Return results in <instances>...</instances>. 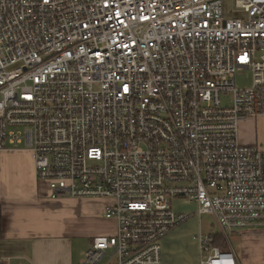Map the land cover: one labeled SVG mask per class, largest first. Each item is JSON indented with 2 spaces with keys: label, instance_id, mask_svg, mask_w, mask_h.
<instances>
[{
  "label": "built area",
  "instance_id": "built-area-1",
  "mask_svg": "<svg viewBox=\"0 0 264 264\" xmlns=\"http://www.w3.org/2000/svg\"><path fill=\"white\" fill-rule=\"evenodd\" d=\"M259 116L264 0H0V151H32L48 200L103 205L114 231L83 264H163L203 214L199 264H241L230 235L264 230V147L240 138Z\"/></svg>",
  "mask_w": 264,
  "mask_h": 264
},
{
  "label": "crops",
  "instance_id": "crops-1",
  "mask_svg": "<svg viewBox=\"0 0 264 264\" xmlns=\"http://www.w3.org/2000/svg\"><path fill=\"white\" fill-rule=\"evenodd\" d=\"M240 138L243 143L264 147V116L243 120ZM44 190L45 186L37 178L32 151H0V258L3 264H83L87 250L83 240L92 242V234L108 232L104 228L92 229L88 219L82 221H87L89 227L80 230L77 218L74 223L56 232L42 218L45 215L42 206L56 202L45 198ZM62 200L69 201L70 205L93 217H103L107 225L109 221L115 223L106 220L103 205L99 202L73 198ZM185 203L181 201L180 207ZM192 225L190 222L189 226L175 229L165 237L163 264H199L197 232H186ZM199 228L203 229L201 220ZM229 239L241 264H264V230L233 233Z\"/></svg>",
  "mask_w": 264,
  "mask_h": 264
},
{
  "label": "rangeland",
  "instance_id": "rangeland-1",
  "mask_svg": "<svg viewBox=\"0 0 264 264\" xmlns=\"http://www.w3.org/2000/svg\"><path fill=\"white\" fill-rule=\"evenodd\" d=\"M238 84L240 86H249L251 83V75L249 72H244L243 74L239 75L237 78ZM93 202V201H92ZM181 201H176L175 206L179 211L182 212H194L197 209V204L194 202H186L184 205L180 207ZM97 206H100L99 204L94 203ZM42 210H44L45 215L42 217L43 221L53 229L58 232L59 230L65 228L69 224H72L76 221V218L79 219L77 222V227L80 230L87 229L89 225L87 224V221H82L84 219H88L91 222V228L92 229H102L108 230V232H100L92 234V237L94 238L96 235L100 234H111L114 231L115 223L112 224L109 219H106L110 223L107 225V222L105 220H102L103 217L98 218L97 216L93 217L92 215H89L88 213L81 212L80 209L75 207L74 205H70L69 201H56L55 204L53 202H50L49 204H46L42 206ZM200 220H201V226L205 230H211L213 229L218 230L217 225L214 223V218L209 214H203L201 217L195 216L186 223V226H189V223L192 222L193 225L186 230L187 233L190 231H194V233L199 231L200 226ZM183 225V227L185 226ZM182 226L179 227L177 230H180L183 228ZM110 230H112L110 232ZM196 231V232H195ZM193 238V236H192ZM234 237H231V241H233ZM91 240V239H90ZM193 240V239H192ZM85 245V249H89L91 246V241L84 239L83 240ZM86 250V252H87ZM85 259V258H84ZM108 258H104L99 264H105L107 263Z\"/></svg>",
  "mask_w": 264,
  "mask_h": 264
},
{
  "label": "trees",
  "instance_id": "trees-1",
  "mask_svg": "<svg viewBox=\"0 0 264 264\" xmlns=\"http://www.w3.org/2000/svg\"><path fill=\"white\" fill-rule=\"evenodd\" d=\"M2 212L0 207V225H1ZM215 244H218L222 249H228L227 242L221 234H215Z\"/></svg>",
  "mask_w": 264,
  "mask_h": 264
}]
</instances>
